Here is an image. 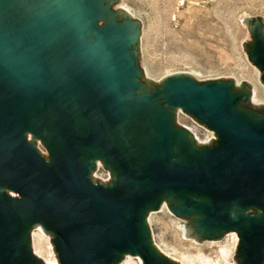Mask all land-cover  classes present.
<instances>
[{
	"label": "water",
	"instance_id": "1",
	"mask_svg": "<svg viewBox=\"0 0 264 264\" xmlns=\"http://www.w3.org/2000/svg\"><path fill=\"white\" fill-rule=\"evenodd\" d=\"M16 2L0 0V264H43L30 245L35 224L53 235L59 264H118L125 255L172 264L151 246L145 220L167 195L182 198L203 229L239 231L242 264H264V120L250 111L264 106L239 107L241 88L251 95V86L172 74L147 79L154 92L137 93V19L83 42L80 0H40L42 9L20 23ZM240 22L264 85V19ZM160 95L163 107L154 105ZM164 106L193 116L217 145L176 156ZM97 162L112 181L92 177ZM234 206L241 214H231ZM248 208L263 215L246 217Z\"/></svg>",
	"mask_w": 264,
	"mask_h": 264
},
{
	"label": "rangeland",
	"instance_id": "2",
	"mask_svg": "<svg viewBox=\"0 0 264 264\" xmlns=\"http://www.w3.org/2000/svg\"><path fill=\"white\" fill-rule=\"evenodd\" d=\"M122 3L141 25L139 51L144 77L159 82L172 74H188L197 81L233 79L236 85L246 82L251 86L250 103L264 106L261 71L249 61L243 47L251 42V35L240 22L249 17L264 19V0H122ZM180 117L186 121L185 116ZM199 135L202 140L210 137L202 130ZM27 138L31 141L30 134ZM35 142L39 152L48 156L40 140ZM104 174L95 168L92 177L100 180L105 178ZM181 223L186 221L174 217L165 207L149 215L153 241L161 252L180 264H235L238 240L235 233L218 241L199 243L195 238L185 239ZM37 233L41 235L39 242ZM53 239L39 224L32 226L31 249L43 264L46 262L42 249H38L40 244L51 247L52 257L59 264L51 244ZM118 264L142 263L136 256L125 255Z\"/></svg>",
	"mask_w": 264,
	"mask_h": 264
},
{
	"label": "flooded vegetation",
	"instance_id": "3",
	"mask_svg": "<svg viewBox=\"0 0 264 264\" xmlns=\"http://www.w3.org/2000/svg\"><path fill=\"white\" fill-rule=\"evenodd\" d=\"M39 1V2H37ZM46 2V1H45ZM45 2L42 4L44 5ZM40 0H17L16 5L11 8V14H13L14 18H17V23L25 22L26 20H31L34 18L36 13L41 10ZM80 5L84 13L85 21L78 27V31H83L85 38L83 42H92L96 38L95 31L98 30H106L112 25H118L121 28L126 26L129 17L131 19L136 20L133 16L125 9L122 0H80ZM254 22H252L253 24ZM252 42V38H251ZM250 44V43H249ZM137 50V47H136ZM136 59V68L139 72V75L134 77V81L140 83V89L137 90V93H145V92H154L153 86H151L148 82V78L143 76L142 70L138 65L137 54L135 56ZM197 81V80H196ZM203 82V81H198ZM241 93L243 94L241 102L239 103V107L242 104H247L249 102L248 95H250V90L246 87L241 88ZM247 97V98H246ZM156 103L154 105H158L163 107V97L160 95L157 97ZM165 107V106H164ZM167 108V107H165ZM167 110L171 114L170 123L174 130H176V136L178 138L177 144L174 147V153L176 156L182 154L185 148H195L197 150H202L205 147L214 148L217 145L218 138L214 135L210 141L206 140L204 142L198 141L192 132L187 128L188 126H192L191 119L197 121L193 116L186 113L180 108L168 109ZM185 116L186 121H181L184 119L180 116ZM198 122V121H197ZM215 134V133H214ZM110 172V171H109ZM111 179L113 180V173L110 172ZM194 198V197H193ZM194 200H201L196 199ZM184 200L182 198H178L172 195L163 196L159 201V206L156 209L147 210L145 213V220L148 227V232L150 234V243L151 246L155 249L157 255L160 259L165 260L172 264H180L179 262L171 259L169 256L165 255L161 252L155 245L153 241L152 231L148 224V217L153 212H159L163 207H165L174 217L187 221V226H183L182 230L186 235L195 238L198 241H217L223 239L226 235L230 233H235L237 235V244L235 250V258L237 260L236 264H242L241 258L238 254V247L240 245V232L234 229L229 230H209L203 229L199 224V220L201 216L196 214L194 210L187 209L183 205ZM240 213V209L236 206L231 210V214L236 216ZM241 214V213H240ZM246 217L255 218V220H259L263 215L262 210L257 208H248L246 211L242 213ZM142 263V260H140Z\"/></svg>",
	"mask_w": 264,
	"mask_h": 264
},
{
	"label": "built area",
	"instance_id": "4",
	"mask_svg": "<svg viewBox=\"0 0 264 264\" xmlns=\"http://www.w3.org/2000/svg\"><path fill=\"white\" fill-rule=\"evenodd\" d=\"M191 121H192V126H188L187 128L192 132V134L194 135V137L198 141H200V142H204L205 141V140H202L200 138L199 130L205 131V132H207V133L210 134V137L206 139L208 141H210V139L214 137V132L213 131H210V130L206 129L205 127L201 126L196 121H194L193 119H191ZM100 170L104 171V173H105L104 174V177L105 178H101L100 180L102 182L109 181L110 180V173H109V171L105 170L100 162H97L96 163V172H99Z\"/></svg>",
	"mask_w": 264,
	"mask_h": 264
},
{
	"label": "bare ground",
	"instance_id": "5",
	"mask_svg": "<svg viewBox=\"0 0 264 264\" xmlns=\"http://www.w3.org/2000/svg\"><path fill=\"white\" fill-rule=\"evenodd\" d=\"M125 9L132 15L131 10L129 8H127L125 6ZM36 236L38 237V242H39L40 239H41V235L39 233H37ZM34 242H35V237H34ZM38 245H39V243H38ZM40 245L38 246V249H39V251L42 249V252L44 254V256L42 258L46 262V264H58L57 259L54 256L52 257L51 247H46L45 248V247H41ZM36 249L37 248H35V251H36Z\"/></svg>",
	"mask_w": 264,
	"mask_h": 264
},
{
	"label": "trees",
	"instance_id": "6",
	"mask_svg": "<svg viewBox=\"0 0 264 264\" xmlns=\"http://www.w3.org/2000/svg\"><path fill=\"white\" fill-rule=\"evenodd\" d=\"M253 114H256L258 118L264 120V113H256V112H253V110H250Z\"/></svg>",
	"mask_w": 264,
	"mask_h": 264
}]
</instances>
